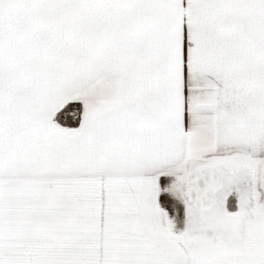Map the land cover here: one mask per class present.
Masks as SVG:
<instances>
[{
	"label": "snow or ice",
	"instance_id": "obj_1",
	"mask_svg": "<svg viewBox=\"0 0 264 264\" xmlns=\"http://www.w3.org/2000/svg\"><path fill=\"white\" fill-rule=\"evenodd\" d=\"M0 264H264V0H0Z\"/></svg>",
	"mask_w": 264,
	"mask_h": 264
}]
</instances>
